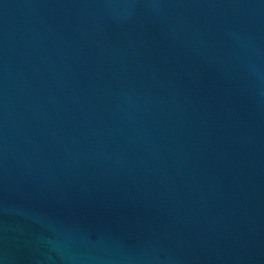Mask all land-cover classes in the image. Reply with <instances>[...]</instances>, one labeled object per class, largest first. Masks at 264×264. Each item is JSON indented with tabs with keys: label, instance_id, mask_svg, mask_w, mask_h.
<instances>
[{
	"label": "water",
	"instance_id": "1",
	"mask_svg": "<svg viewBox=\"0 0 264 264\" xmlns=\"http://www.w3.org/2000/svg\"><path fill=\"white\" fill-rule=\"evenodd\" d=\"M0 264H264V0H0Z\"/></svg>",
	"mask_w": 264,
	"mask_h": 264
}]
</instances>
